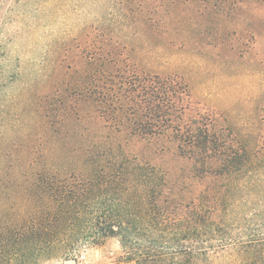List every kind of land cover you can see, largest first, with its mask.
I'll return each instance as SVG.
<instances>
[{
  "label": "trees",
  "instance_id": "16d2710c",
  "mask_svg": "<svg viewBox=\"0 0 264 264\" xmlns=\"http://www.w3.org/2000/svg\"><path fill=\"white\" fill-rule=\"evenodd\" d=\"M124 3L113 0L120 29L146 28L157 11ZM128 49L140 55L84 48L71 72L55 60L60 81L28 97L36 142L0 157V264L68 260L110 239L126 263L264 264V142Z\"/></svg>",
  "mask_w": 264,
  "mask_h": 264
},
{
  "label": "rangeland",
  "instance_id": "374dc122",
  "mask_svg": "<svg viewBox=\"0 0 264 264\" xmlns=\"http://www.w3.org/2000/svg\"><path fill=\"white\" fill-rule=\"evenodd\" d=\"M130 2L156 7L146 28L138 23L115 27L113 0H0V84L5 83L0 89V157L9 161L15 157L12 148L36 142L33 129L27 134V99L60 81L50 70L52 62L63 60L61 66L71 72L83 66L84 48H113L115 42L140 52L135 56L127 50L140 68L181 77L198 109L221 116L249 143L264 142V0L124 4ZM18 72V79L7 82ZM164 166L171 181L170 158ZM122 256L119 243L110 239L68 260L44 264H133Z\"/></svg>",
  "mask_w": 264,
  "mask_h": 264
}]
</instances>
